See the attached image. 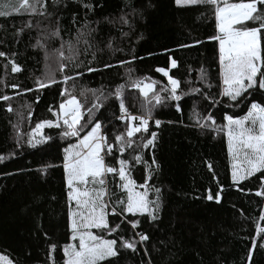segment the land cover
Returning <instances> with one entry per match:
<instances>
[{
  "label": "trees",
  "instance_id": "1",
  "mask_svg": "<svg viewBox=\"0 0 264 264\" xmlns=\"http://www.w3.org/2000/svg\"><path fill=\"white\" fill-rule=\"evenodd\" d=\"M41 2L44 7L35 13L0 16V52L5 53L0 56V96L10 97L0 100V156L4 157L0 160V254L14 264H53V260L63 264V246L70 242L71 232L62 165L64 149L77 139L62 137L63 127L45 126L35 134L33 129L37 123L57 121L59 102L68 97L62 95L65 89L78 98L82 111L96 102L91 91L96 90L107 99L94 112L92 122L100 121L102 134L114 145L105 163L118 168V159L129 161L137 185L144 184L150 174V200L156 199L155 189H160L157 219L147 214L119 215V206L113 215L111 206L122 192L118 176L108 175V187L114 193L108 220L111 226L121 227L110 235L92 231L111 239H133L137 247L136 251L120 250L118 257L102 264H264V247H260L264 233L256 232L258 225L264 227L260 218L264 196L256 195L264 190L261 174L233 183L225 131L218 130L226 123L225 115L241 117L252 101L264 104V91L253 89L238 106L221 95L218 41L210 39L217 35L212 7L178 6L175 0ZM121 16L128 23L121 22ZM69 42L75 59L64 60V72L50 75L56 83L37 89V79L49 76L44 49L63 45L68 57L72 55ZM170 58L177 61L176 67H169ZM13 63L20 71H12ZM89 67L96 71L88 72ZM159 68H169L179 81V101L164 91L170 85ZM78 72L82 75L77 76ZM65 76L72 79L65 81ZM144 80L155 82L153 92L164 99L152 107L148 131L136 133L131 147L121 154L115 136L126 134L127 121L119 119V101L111 94L124 85L128 113L147 116L152 92L145 97L132 86ZM207 116H212L214 126L204 119ZM156 120L161 121L159 126ZM153 132L157 133L154 146L144 147L143 141ZM32 136L50 139L31 147ZM137 155L142 162L133 159ZM210 193L212 200L207 199ZM132 219L140 221L136 229L127 223ZM139 233L149 239L140 242Z\"/></svg>",
  "mask_w": 264,
  "mask_h": 264
},
{
  "label": "snow or ice",
  "instance_id": "2",
  "mask_svg": "<svg viewBox=\"0 0 264 264\" xmlns=\"http://www.w3.org/2000/svg\"><path fill=\"white\" fill-rule=\"evenodd\" d=\"M178 6L205 4L211 6L216 21L217 35L210 39L219 42V66L220 77L222 81L221 95L229 98L233 102L239 103L252 94L253 89L264 91V0H239V2H230V0H175ZM44 7L41 0H18V4H13L12 0L3 2L0 0V16L6 17L12 13L21 11L35 13ZM133 8V12L135 13ZM121 22L128 23L124 16H121ZM254 25V26H251ZM58 31L53 35H58ZM39 43V41H38ZM63 48V45H62ZM69 52L72 55L64 56L62 50H58L61 58L59 71L64 72L67 64L64 60L72 62L75 59V51L69 42ZM5 53L0 52V56ZM123 64L124 62L121 61ZM171 66L176 67L177 61L172 60ZM105 67H109L105 65ZM12 71L18 72L20 68L14 63ZM88 72H94L96 69L87 68ZM168 76L164 69H157ZM77 76L82 75L76 73ZM72 77L65 76L67 81ZM47 81V82H45ZM170 89L169 98L179 101L181 96L177 94L179 81L168 77ZM56 83L52 76H46L44 80L37 79V89L48 87ZM155 82H153L154 84ZM153 84H143L136 81L132 84L138 88L141 94L148 97L152 92V100L146 106L147 116H132L128 113L123 99L124 85L117 86L113 95L119 101L121 116L119 119L127 121L126 134L122 133L115 136L116 145L122 154L125 147H131L132 138L136 133L147 132L151 110L155 104H160L164 99L159 93L153 92ZM12 87H18L13 85ZM26 91H31L27 89ZM95 101L91 108L82 111V105L75 95H71L65 89L62 95L68 98L63 101L59 108L58 119L56 122L46 120L36 124L33 134L47 127H63L62 137H75L76 144H70L64 149L63 169L64 178L67 187V200L69 204L68 219L69 230L71 232L70 242L63 246L64 261L63 264H102L110 258H116L120 250L131 249L136 251L137 242L133 239H124L123 236L118 239L106 238L105 235H97L92 229L100 230L102 233L112 234L118 231L120 224L111 226L109 224V207L114 193L108 187L107 177L109 174L118 176L120 183L117 187L121 190V198H117L111 206V213L117 215V206L120 207L119 215L131 214L133 217L144 215L155 220L156 213L160 209L159 193L160 189L156 188L157 193L155 200L149 199V185L147 183L150 174L145 179V183L137 185L131 178L129 161L118 159V168L109 166L105 163V155H110L114 145L107 142V137L101 133L102 125L99 120L92 122L94 112L102 107L107 97L103 92L99 95L96 90H91ZM199 91V90H195ZM84 94L83 92L81 93ZM10 97L0 96V100L7 101ZM38 99V98H37ZM179 110V106H177ZM8 111H12L9 105ZM85 111L87 119H85ZM55 114V113H54ZM204 119L215 121L212 116ZM226 123L219 128L225 131L228 142V154L232 160L231 179L233 183H239L256 173L261 174V189H264V104L252 101L244 116L233 117L225 115ZM62 121V124H61ZM199 124V121H197ZM155 124L159 126L160 120ZM157 133L153 132L151 138L143 141L144 147L154 146ZM50 137L40 136L35 139L30 137L28 144L36 147L38 144L45 143ZM4 157L0 156V160ZM137 163L142 162L141 157L137 155L133 158ZM153 164L156 161L153 159ZM138 188L143 191L137 190ZM257 196H264V190L257 191ZM214 197L210 193L208 200ZM217 202L220 200L219 193L216 194ZM261 220H264V212L261 213ZM132 229H136L140 221L132 219L127 221ZM258 234L264 233V227L259 225L256 228ZM139 241L143 242L149 239L148 235L139 233ZM119 241V243H118ZM255 247V241H253ZM260 247H264L261 244ZM56 245L49 246V259L53 260L52 252ZM252 252L249 251V260ZM0 264H14L7 255L0 254ZM53 264L55 261L53 260Z\"/></svg>",
  "mask_w": 264,
  "mask_h": 264
},
{
  "label": "rangeland",
  "instance_id": "3",
  "mask_svg": "<svg viewBox=\"0 0 264 264\" xmlns=\"http://www.w3.org/2000/svg\"><path fill=\"white\" fill-rule=\"evenodd\" d=\"M42 35H44V34H42ZM217 44H218V47H219V42H217ZM63 48H65L64 46H63ZM62 48V46H60V47H58V48H54V49H44V55H45V63H46V71L48 72V74L49 75H53V74H55V72H56V70H59V64H60V62H61V58H60V56H59V54H58V50H62L63 52H64V49ZM219 57V56H218ZM173 59H171L170 58V60H169V67H172L171 66V61H172ZM159 69H164L165 71H169V68H159ZM161 73H163V72H161ZM169 76H171L170 74H169V72H168V76H166V78H167V81H168V77ZM172 77V76H171ZM172 78H174V77H172ZM175 79V78H174ZM145 83H147V84H153V82L152 81H150V80H144V81H142V85L143 84H145ZM168 83H169V81H168ZM222 83V82H221ZM168 85H170V84H168ZM170 87H171V85H170ZM153 88H154V86H153ZM139 90V89H138ZM139 93L141 94V92H140V90H139ZM150 93V92H149ZM142 95V94H141ZM143 96V95H142ZM68 97H66V98H64L62 101H60L59 102V105H58V113L60 112V108H59V106H60V104L63 102V101H65L66 99H67ZM102 133V132H101ZM225 136H226V132H225ZM226 139H227V136H226ZM77 143V140L75 141V143L74 144H76ZM230 162H231V171H232V160H231V158H230ZM119 167V166H118ZM118 180H119V178H118ZM137 190H140V191H142V189H140V188H138ZM94 232V231H93Z\"/></svg>",
  "mask_w": 264,
  "mask_h": 264
},
{
  "label": "built area",
  "instance_id": "4",
  "mask_svg": "<svg viewBox=\"0 0 264 264\" xmlns=\"http://www.w3.org/2000/svg\"><path fill=\"white\" fill-rule=\"evenodd\" d=\"M120 116H121V112H120Z\"/></svg>",
  "mask_w": 264,
  "mask_h": 264
}]
</instances>
